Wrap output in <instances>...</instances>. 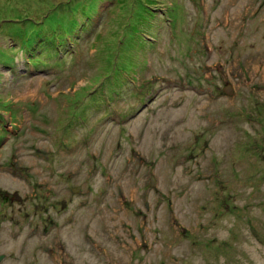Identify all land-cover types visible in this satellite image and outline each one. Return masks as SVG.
Returning <instances> with one entry per match:
<instances>
[{
  "label": "rangeland",
  "instance_id": "obj_1",
  "mask_svg": "<svg viewBox=\"0 0 264 264\" xmlns=\"http://www.w3.org/2000/svg\"><path fill=\"white\" fill-rule=\"evenodd\" d=\"M262 68L264 0H0V264H264Z\"/></svg>",
  "mask_w": 264,
  "mask_h": 264
},
{
  "label": "water",
  "instance_id": "obj_2",
  "mask_svg": "<svg viewBox=\"0 0 264 264\" xmlns=\"http://www.w3.org/2000/svg\"><path fill=\"white\" fill-rule=\"evenodd\" d=\"M223 90H224L225 92H229L230 88H229V86L226 84V85L223 86Z\"/></svg>",
  "mask_w": 264,
  "mask_h": 264
},
{
  "label": "snow or ice",
  "instance_id": "obj_3",
  "mask_svg": "<svg viewBox=\"0 0 264 264\" xmlns=\"http://www.w3.org/2000/svg\"><path fill=\"white\" fill-rule=\"evenodd\" d=\"M21 2H24V0H21Z\"/></svg>",
  "mask_w": 264,
  "mask_h": 264
},
{
  "label": "trees",
  "instance_id": "obj_4",
  "mask_svg": "<svg viewBox=\"0 0 264 264\" xmlns=\"http://www.w3.org/2000/svg\"><path fill=\"white\" fill-rule=\"evenodd\" d=\"M100 84H103L102 82ZM105 85V84H104Z\"/></svg>",
  "mask_w": 264,
  "mask_h": 264
},
{
  "label": "bare ground",
  "instance_id": "obj_5",
  "mask_svg": "<svg viewBox=\"0 0 264 264\" xmlns=\"http://www.w3.org/2000/svg\"><path fill=\"white\" fill-rule=\"evenodd\" d=\"M228 15V14H227ZM263 69V68H262ZM264 70V69H263ZM263 72V71H262Z\"/></svg>",
  "mask_w": 264,
  "mask_h": 264
}]
</instances>
